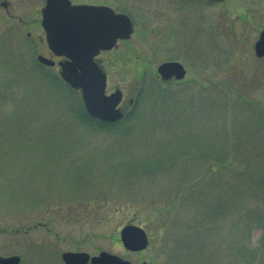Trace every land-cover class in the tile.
<instances>
[{
  "label": "rangeland",
  "instance_id": "374dc122",
  "mask_svg": "<svg viewBox=\"0 0 264 264\" xmlns=\"http://www.w3.org/2000/svg\"><path fill=\"white\" fill-rule=\"evenodd\" d=\"M9 1L0 254L20 264H64L77 248L133 264H264V56L254 48L264 0H132V49L102 56L110 84L136 98L116 125L84 121L80 92L39 61L51 56L45 31L26 22L45 0ZM166 60L186 76L164 82ZM128 223L147 229L141 252L120 239Z\"/></svg>",
  "mask_w": 264,
  "mask_h": 264
},
{
  "label": "water",
  "instance_id": "95a60500",
  "mask_svg": "<svg viewBox=\"0 0 264 264\" xmlns=\"http://www.w3.org/2000/svg\"><path fill=\"white\" fill-rule=\"evenodd\" d=\"M42 24L51 50L65 60L60 61L62 77L74 88L81 89L89 113L102 120H117L121 116L117 104L121 91L106 93L107 73L96 56L102 49L112 48L118 38H128L134 31L133 21L123 13L102 5L74 4L71 0H47L42 9ZM257 56H264V27L255 43ZM43 63L54 65L55 61L44 55L38 56ZM162 79H182L186 67L178 60H168L157 68ZM124 246L137 251L149 243L146 229L139 224H126L121 230ZM65 264H133L132 261L102 250L98 255L87 251H65ZM18 254L0 255V264H19Z\"/></svg>",
  "mask_w": 264,
  "mask_h": 264
},
{
  "label": "flooded vegetation",
  "instance_id": "af4514ba",
  "mask_svg": "<svg viewBox=\"0 0 264 264\" xmlns=\"http://www.w3.org/2000/svg\"><path fill=\"white\" fill-rule=\"evenodd\" d=\"M206 3H210L214 0H203ZM74 2V1H72ZM74 3H91V4H96V5H103V6H107V7H111L113 8L116 12L118 13H124L127 14L131 21L134 19L132 18V0H97V1H93V0H80V1H76ZM13 4L11 1L9 0H0V27L1 24L3 25L5 23V21L9 20V19H16L17 14L13 12ZM39 10V11H38ZM36 13H34L32 20L26 22V25L28 27H39L40 25H42V9H38ZM18 21H20L21 24L25 25V23L23 22V19L21 17H17ZM134 27H135V22H134ZM27 36L29 38H31V30L28 29L27 30ZM32 39V38H31ZM34 40V39H33ZM124 45V44H128L129 47H131L132 49V35L129 38H119L116 42V44L114 45V47H112L111 49H106V50H102L100 52V54L97 57V61L100 63V65L102 66V68L106 71L105 68V63L103 60V55L107 52H110L112 50H114L115 48H118L120 45ZM51 53V57H56L57 59H55L57 62L62 59V57H57L55 56L52 52ZM56 65L58 66V64L56 63ZM54 65V66H56ZM107 72V71H106ZM108 75V72H107ZM121 90L122 94H121V98H120V102L117 105V108L120 110V112L122 113L120 116V119L115 120V121H104V120H100L97 119V123L101 124V125H116L119 124L121 122H123L126 119H131L132 118V111L133 108L135 107V99L134 97H130L128 100V103L125 102V92L123 89H121L118 85H112L109 82V78L107 77V93L111 94L112 92H114L115 90ZM133 106V108H132ZM86 108V107H85ZM75 251H80L78 248L77 249H73ZM132 252V251H130ZM91 264V263H89Z\"/></svg>",
  "mask_w": 264,
  "mask_h": 264
},
{
  "label": "trees",
  "instance_id": "16d2710c",
  "mask_svg": "<svg viewBox=\"0 0 264 264\" xmlns=\"http://www.w3.org/2000/svg\"><path fill=\"white\" fill-rule=\"evenodd\" d=\"M73 93H75V91L72 90ZM83 109H84V112H83V115L81 116L82 119L84 121H86L87 123L91 124L90 122H97V119H95L94 117H92L85 109L84 105H83ZM171 211L172 210V207L168 208L167 211ZM262 242L264 243V233L262 235V237L259 239V243L261 244L262 246Z\"/></svg>",
  "mask_w": 264,
  "mask_h": 264
}]
</instances>
